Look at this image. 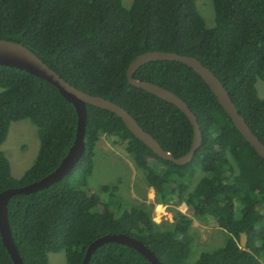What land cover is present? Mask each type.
<instances>
[{
	"label": "trees",
	"instance_id": "16d2710c",
	"mask_svg": "<svg viewBox=\"0 0 264 264\" xmlns=\"http://www.w3.org/2000/svg\"><path fill=\"white\" fill-rule=\"evenodd\" d=\"M0 0V40L32 52L76 90L123 109L173 158L190 148L192 128L173 105L129 86V63L146 52L192 57L219 81L237 114L264 146V0H210L213 27L206 28L194 0ZM179 98L195 117L200 146L182 166L159 159L114 114L85 106L83 151L69 173L48 187L10 196L6 220L22 264H48L63 252L66 264H82L87 246L105 235L142 243L161 264H264V160L233 127L200 77L175 61H150L132 74ZM26 120L38 149L18 179L0 151V193L36 182L53 171L74 139L76 115L56 88L24 71L0 65V146L9 125ZM101 136L122 147L151 189L154 204L184 205L171 222L156 223L143 203L108 210L83 188ZM196 170L205 176L191 186ZM119 183L103 186L116 196ZM101 206V207H99ZM212 220L224 243L191 252L192 220ZM159 219V218H158ZM245 244L239 247V234ZM196 259V260H195ZM195 260V261H194ZM0 264H12L0 241ZM87 264H150L134 249L104 243Z\"/></svg>",
	"mask_w": 264,
	"mask_h": 264
},
{
	"label": "water",
	"instance_id": "95a60500",
	"mask_svg": "<svg viewBox=\"0 0 264 264\" xmlns=\"http://www.w3.org/2000/svg\"><path fill=\"white\" fill-rule=\"evenodd\" d=\"M162 60L175 61L184 64L195 74H197L215 97L218 105H220L236 131L254 150L255 154L264 160V146L251 134L243 119L237 114L226 91L223 89L216 77H214V75H212L206 68L202 67L201 64L192 57L179 56L169 52H146L136 56L129 63L125 72L126 81L129 86L141 89L144 92L173 105L186 117L187 121L191 125L192 139L190 148L183 156L179 158H173L169 153L163 151L152 137L143 132L136 122L131 118V116L128 115L123 109L103 98L93 97L76 90L60 79L27 48L11 41L0 40L1 66L24 71L25 73H28L52 85L56 88L59 95L72 105L76 115L74 139L65 156L60 160L56 168L36 182L17 189L5 190L0 193V241L2 246L5 248L12 264H22V262L16 252V248L12 242L11 234L7 225L6 202L10 196L16 194H28L48 187L69 173L74 164L81 157L83 151L82 137L85 125L86 105L106 110L114 114L121 120L122 124L129 131V133L145 147H147L159 159L168 161L178 166H182L191 160L195 150L200 146V133L195 117L188 110L186 105L174 94L160 88L157 85L148 82L137 81L132 78V74L140 65L150 61ZM238 241L239 247H243L245 242L244 233L239 234ZM109 242L117 243L121 246L134 249L150 264H161L142 243L124 234L105 235L91 242L85 250L82 264H87L88 258L93 250L102 244Z\"/></svg>",
	"mask_w": 264,
	"mask_h": 264
},
{
	"label": "rangeland",
	"instance_id": "374dc122",
	"mask_svg": "<svg viewBox=\"0 0 264 264\" xmlns=\"http://www.w3.org/2000/svg\"><path fill=\"white\" fill-rule=\"evenodd\" d=\"M129 2L131 1H121L125 7L130 4ZM194 4L205 27H213L210 0H194ZM254 87L257 96L264 98V83L257 81ZM35 131L36 129L26 120L13 122L9 125L6 139L0 146V151L9 162L10 173L14 179H18L35 158L38 149ZM92 161V170L86 179L83 190L88 194H96L99 197L100 204H102L101 206H108L109 211L114 212L118 202L120 204L125 202L128 206H137L143 203L150 209L152 218L155 216L159 218L155 217L156 223L162 219L171 222L172 211H179L181 214L189 216L184 205L175 206L170 202L166 207H157L159 205L154 204L151 189L145 187L141 180V174L134 169L126 152L122 147L112 144L108 138L104 136L99 138ZM204 176L200 170H196L191 186ZM117 183H119V186L116 196L110 197L100 191L103 186L111 187ZM191 229L193 243L190 255L187 258L188 263H191V260L197 257L200 251H212L220 247L226 238L225 233L217 229L212 220L208 218L201 221L193 219ZM47 261L48 264H66L63 252L48 254Z\"/></svg>",
	"mask_w": 264,
	"mask_h": 264
},
{
	"label": "crops",
	"instance_id": "0c3cea01",
	"mask_svg": "<svg viewBox=\"0 0 264 264\" xmlns=\"http://www.w3.org/2000/svg\"><path fill=\"white\" fill-rule=\"evenodd\" d=\"M157 207L161 208L160 206H157Z\"/></svg>",
	"mask_w": 264,
	"mask_h": 264
},
{
	"label": "built area",
	"instance_id": "2783aa9c",
	"mask_svg": "<svg viewBox=\"0 0 264 264\" xmlns=\"http://www.w3.org/2000/svg\"><path fill=\"white\" fill-rule=\"evenodd\" d=\"M156 217V216H155ZM158 219V217H156Z\"/></svg>",
	"mask_w": 264,
	"mask_h": 264
}]
</instances>
